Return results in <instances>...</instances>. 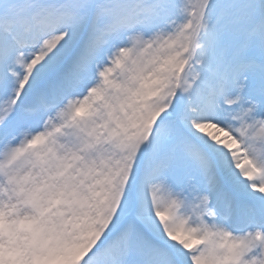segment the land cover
<instances>
[{"label": "snow or ice", "instance_id": "1", "mask_svg": "<svg viewBox=\"0 0 264 264\" xmlns=\"http://www.w3.org/2000/svg\"><path fill=\"white\" fill-rule=\"evenodd\" d=\"M0 264H264V0H0Z\"/></svg>", "mask_w": 264, "mask_h": 264}]
</instances>
